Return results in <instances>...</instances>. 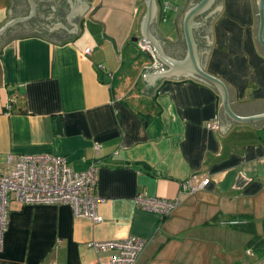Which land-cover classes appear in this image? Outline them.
Instances as JSON below:
<instances>
[{
    "label": "crops",
    "instance_id": "crops-1",
    "mask_svg": "<svg viewBox=\"0 0 264 264\" xmlns=\"http://www.w3.org/2000/svg\"><path fill=\"white\" fill-rule=\"evenodd\" d=\"M34 1V15L0 32V168L8 153L64 155L77 170L96 163L102 221L67 203L12 200L0 264H106L115 249L95 251L89 243L128 235L146 241L136 264L249 262L256 254L245 248L250 235L226 221L253 220L256 232L264 231V120L235 122L223 133L217 90L190 74L143 91L149 62L134 48L145 0H91L87 13L70 20L77 32L67 30L74 27L68 0ZM167 1L179 9L185 0ZM155 6V23H148L154 37ZM218 6L203 27H193L197 64L226 83L236 113L264 111L256 0H214L208 13ZM30 8L28 0H0V27ZM178 9L161 22L167 36ZM53 22L67 29L48 30ZM185 45L182 37L184 52ZM215 115L219 127L212 129L206 122ZM191 174L209 183L182 191ZM139 192L179 203L161 217L134 202Z\"/></svg>",
    "mask_w": 264,
    "mask_h": 264
},
{
    "label": "built area",
    "instance_id": "built-area-1",
    "mask_svg": "<svg viewBox=\"0 0 264 264\" xmlns=\"http://www.w3.org/2000/svg\"><path fill=\"white\" fill-rule=\"evenodd\" d=\"M177 9V6L169 1L162 0L160 2L161 20L165 21L167 13ZM137 47L149 53L152 57V67L155 69L162 67L154 48L146 39H138ZM84 51L89 53L91 49L86 48ZM11 101L12 98L9 102ZM9 102L6 108L11 110ZM206 124L209 128L217 129L219 127L218 115L209 119ZM99 147V143L93 145L96 151ZM97 182L98 166L96 163H89L86 168L77 170L71 166L70 161L64 155L51 152L8 153L4 167L0 168V249L3 245L12 200L21 205L67 203L71 205L75 214L84 216L92 222L102 221V216L97 210L100 202V197L95 192ZM208 183V177L200 178L197 174H191L181 182V189L193 193ZM134 202L144 209L155 211L161 217H165L178 205L179 200L178 197L166 199L139 192L134 197ZM226 222L236 224L242 221L230 219ZM89 244L95 251L115 249V253L106 264H136L146 241L142 237L128 235L119 239L92 241ZM49 264L59 263L50 262Z\"/></svg>",
    "mask_w": 264,
    "mask_h": 264
},
{
    "label": "water",
    "instance_id": "water-1",
    "mask_svg": "<svg viewBox=\"0 0 264 264\" xmlns=\"http://www.w3.org/2000/svg\"><path fill=\"white\" fill-rule=\"evenodd\" d=\"M68 1L70 2L71 9L69 11V14H66L67 20L74 27L67 29L60 22H53V26L48 30L52 31L53 28L61 26L70 32L78 31L76 24L70 22V20L77 12H84V14L87 13L90 8L91 0H85L86 2L84 0ZM145 1L147 9L140 22L141 37L142 39H146L154 48L156 57L162 63V67L159 69H155L154 67H152V57L149 55V53L143 51L149 62L144 66L145 71L142 78L146 82V88L143 89V91L151 93L152 87L156 85L159 80L160 82H167L171 79H174V77H180L190 74L192 75L191 77H197L205 83L213 86L217 90L220 104L223 109L220 122V129L223 133L232 123L235 122L251 123L264 120V111L262 110L261 112L249 115H241L236 113L231 107L229 89L226 83L220 77L206 70L202 65L197 64L195 55L196 44L194 42L192 34L193 27L194 29L199 25L203 27L205 18L209 16L213 11L217 9L220 10L221 6L215 7L211 12L208 13L214 0H185L181 7L178 9L176 16L172 20L174 33L172 36H167L160 28L162 22L160 2L157 0ZM28 2L31 6L30 12L25 16H17L8 21L6 24L0 27V32L13 22L20 21L29 18V16L31 15H34V12L36 10V3L34 0H28ZM156 4L159 7V15L156 20L158 35L154 37L148 30V23L152 20ZM91 12L92 11H90V14ZM204 15L206 16L201 21H197L199 17H203ZM256 16L258 19L256 37L260 46L264 48V0H256ZM152 21L155 23V19ZM203 36H205V38L207 39V35ZM182 37H184L186 43L185 52L181 47ZM207 41L211 42L208 39ZM200 42L202 46V41ZM55 123L57 132H61L60 117L55 118Z\"/></svg>",
    "mask_w": 264,
    "mask_h": 264
},
{
    "label": "trees",
    "instance_id": "trees-1",
    "mask_svg": "<svg viewBox=\"0 0 264 264\" xmlns=\"http://www.w3.org/2000/svg\"><path fill=\"white\" fill-rule=\"evenodd\" d=\"M12 108L13 107H11V109ZM214 219L215 217H213L206 223H212ZM231 219H236V218H231ZM237 219L242 222L233 224L234 228L250 235V238L245 243V248L249 249L251 252L253 251L254 253H256L259 258H264V231H262V233H257L253 220H246L245 218L244 219L237 218ZM232 264H240V263L235 262Z\"/></svg>",
    "mask_w": 264,
    "mask_h": 264
},
{
    "label": "rangeland",
    "instance_id": "rangeland-1",
    "mask_svg": "<svg viewBox=\"0 0 264 264\" xmlns=\"http://www.w3.org/2000/svg\"><path fill=\"white\" fill-rule=\"evenodd\" d=\"M174 4V3H173ZM179 4V3H178ZM183 4V3H182ZM169 13H167L168 15ZM168 20V19H167ZM166 23V21L164 22ZM134 52H138L140 56L146 57L143 51H141L139 48H134ZM148 60V59H147ZM242 251V250H241ZM248 254L250 252H247ZM250 255V254H249ZM249 262L244 261L243 264H264V258H258V255L254 254L253 256H249L248 258ZM252 261V262H251Z\"/></svg>",
    "mask_w": 264,
    "mask_h": 264
},
{
    "label": "flooded vegetation",
    "instance_id": "flooded-vegetation-1",
    "mask_svg": "<svg viewBox=\"0 0 264 264\" xmlns=\"http://www.w3.org/2000/svg\"><path fill=\"white\" fill-rule=\"evenodd\" d=\"M58 12H60V8L58 9Z\"/></svg>",
    "mask_w": 264,
    "mask_h": 264
}]
</instances>
